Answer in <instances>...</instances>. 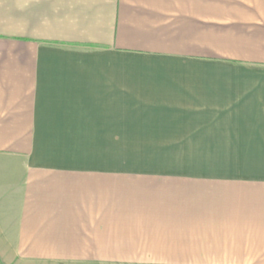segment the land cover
<instances>
[{
    "label": "crops",
    "instance_id": "crops-1",
    "mask_svg": "<svg viewBox=\"0 0 264 264\" xmlns=\"http://www.w3.org/2000/svg\"><path fill=\"white\" fill-rule=\"evenodd\" d=\"M144 255L264 264V0H0V264Z\"/></svg>",
    "mask_w": 264,
    "mask_h": 264
},
{
    "label": "rangeland",
    "instance_id": "rangeland-1",
    "mask_svg": "<svg viewBox=\"0 0 264 264\" xmlns=\"http://www.w3.org/2000/svg\"><path fill=\"white\" fill-rule=\"evenodd\" d=\"M193 162H194V161H193ZM152 163H153V162H152ZM214 163H215V160H214V159H208V160H207V166H208V167H214ZM143 165H152V164H151L149 161L144 160ZM153 165H156V164L153 163ZM162 165H165V164H163V162H162ZM126 257H127V256H124V258H126ZM143 257H144L143 264H179V263H173V262L169 263V262L167 261V259L163 260V256H160V261H159V262L156 261L155 259H152V256H151V255H144ZM164 257H166V256H164ZM155 258H156V257H155ZM122 262H123V261L115 263V262L113 261L112 264H125V263H122ZM185 264H187V263H185ZM190 264H200V263H190ZM202 264H203V263H202Z\"/></svg>",
    "mask_w": 264,
    "mask_h": 264
}]
</instances>
